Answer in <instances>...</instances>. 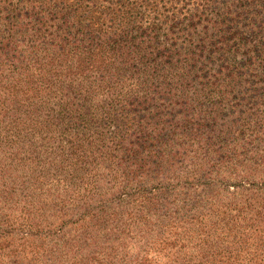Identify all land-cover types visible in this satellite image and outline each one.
Instances as JSON below:
<instances>
[{
  "label": "trees",
  "instance_id": "16d2710c",
  "mask_svg": "<svg viewBox=\"0 0 264 264\" xmlns=\"http://www.w3.org/2000/svg\"><path fill=\"white\" fill-rule=\"evenodd\" d=\"M259 77L264 0H0L4 127L18 139L44 133L52 159L75 170L107 137L122 146L131 128L152 124L135 123V109L158 121L164 100L194 106L258 87ZM223 236L222 254L193 259L264 264V198L226 201Z\"/></svg>",
  "mask_w": 264,
  "mask_h": 264
},
{
  "label": "rangeland",
  "instance_id": "374dc122",
  "mask_svg": "<svg viewBox=\"0 0 264 264\" xmlns=\"http://www.w3.org/2000/svg\"><path fill=\"white\" fill-rule=\"evenodd\" d=\"M259 79L194 106L164 100L158 121L137 108L134 122L152 124L122 146L107 137L77 170L52 159L44 133L16 138L0 113V264H208L193 258L224 252L225 202L264 198Z\"/></svg>",
  "mask_w": 264,
  "mask_h": 264
}]
</instances>
